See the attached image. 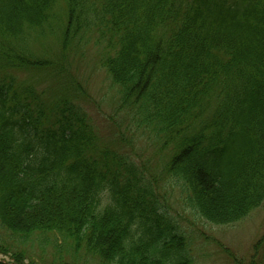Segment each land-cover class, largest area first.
I'll return each instance as SVG.
<instances>
[{
    "label": "trees",
    "instance_id": "trees-1",
    "mask_svg": "<svg viewBox=\"0 0 264 264\" xmlns=\"http://www.w3.org/2000/svg\"><path fill=\"white\" fill-rule=\"evenodd\" d=\"M91 49L109 143L76 73ZM167 183L216 226L264 202V0H0V264H191Z\"/></svg>",
    "mask_w": 264,
    "mask_h": 264
},
{
    "label": "rangeland",
    "instance_id": "rangeland-1",
    "mask_svg": "<svg viewBox=\"0 0 264 264\" xmlns=\"http://www.w3.org/2000/svg\"><path fill=\"white\" fill-rule=\"evenodd\" d=\"M77 75L85 82V87L93 101L83 104L84 109L91 117L100 140L108 141L114 137L116 131L111 125V118H116L111 103L115 90L109 85L105 73L96 64L94 51L91 49L84 58L77 62ZM18 78L27 79L34 83L38 90L46 86V78L28 72L19 74ZM129 155L136 159L154 157V147L149 143H135L134 153ZM159 193L164 195L172 214L184 228L186 241L189 243L191 264H234L233 258L239 264H264V242L257 252L255 243L264 235V202L250 215L238 223L228 226L210 224L198 216H194L188 209L180 205L178 187L167 183L166 186L157 187ZM54 248L49 245L44 251L32 249L29 252L33 264H48L55 258ZM54 256V257H53ZM52 257V258H51ZM9 256L0 254V259L8 260ZM88 264H97L91 261Z\"/></svg>",
    "mask_w": 264,
    "mask_h": 264
}]
</instances>
